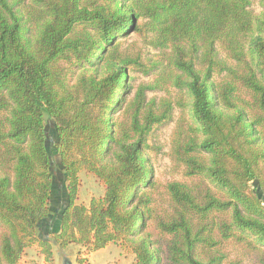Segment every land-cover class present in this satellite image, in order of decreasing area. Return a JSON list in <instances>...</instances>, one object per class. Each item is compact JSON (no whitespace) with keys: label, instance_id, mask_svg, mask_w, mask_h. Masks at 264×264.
Listing matches in <instances>:
<instances>
[{"label":"trees","instance_id":"1","mask_svg":"<svg viewBox=\"0 0 264 264\" xmlns=\"http://www.w3.org/2000/svg\"><path fill=\"white\" fill-rule=\"evenodd\" d=\"M252 1L0 0V264L34 246L54 264L55 244L86 264L111 243L132 264H242L235 250L264 264V0L260 14ZM133 33L161 58L146 66ZM154 68L148 85L128 75ZM170 88L175 103L146 95ZM176 106L181 179L162 185L146 151ZM82 171L104 186L88 204Z\"/></svg>","mask_w":264,"mask_h":264},{"label":"rangeland","instance_id":"2","mask_svg":"<svg viewBox=\"0 0 264 264\" xmlns=\"http://www.w3.org/2000/svg\"><path fill=\"white\" fill-rule=\"evenodd\" d=\"M251 9L256 14H260L263 10L259 0H253ZM129 42H137V47L141 50V58L146 66L152 65L161 58V52L149 44L146 39L137 34L133 33L128 35ZM221 55L224 56L221 51ZM156 69L154 68L149 73H144L142 71L131 70L128 74L130 78H133L132 83L135 86L138 85H148L152 83L153 74H155ZM178 91L174 88L169 90H148L146 92L147 97L156 98L157 101H160L164 97H169L175 103V97L177 96ZM179 109L176 106L174 109L173 119L168 124H164L152 131V135L149 141L150 148L146 151V156L148 158V163L153 165L155 178L160 181L162 185H166L169 181H175L181 179V174L178 173L177 168L172 163L169 152L171 148V139L172 133L176 126V121L179 116ZM46 123V132L48 147L52 157V171L54 175V190L52 194L51 206L52 212L59 213L66 201L64 181H63V167L59 161L58 154L55 151V142L57 141V135L54 127V122L47 118ZM81 177V187L80 193L77 202L86 203L90 202V199L94 197H100L104 194L103 184L92 174L82 171L80 173ZM162 193L158 197V204L161 208H166V196L164 192V187L162 188ZM261 195V198L264 201V194L261 191H258ZM159 207V208H160ZM54 217V215H52ZM56 220H53L51 223V229L56 228ZM49 229V228H48ZM44 229L41 231H47ZM55 261L54 264H64L66 261H71L73 264H76L78 257L79 249L81 247L70 246L66 249H60L58 245L55 244ZM83 250V249H82ZM239 254V257L242 259V264H250L251 258L248 255L243 254L239 250H235L234 254ZM134 255L132 253L126 252L121 249V247L112 243L107 249L95 253L91 259V264H132ZM21 264H47L44 260V256L40 254L38 247H30L26 249V253L22 258Z\"/></svg>","mask_w":264,"mask_h":264},{"label":"crops","instance_id":"3","mask_svg":"<svg viewBox=\"0 0 264 264\" xmlns=\"http://www.w3.org/2000/svg\"><path fill=\"white\" fill-rule=\"evenodd\" d=\"M111 244H112V243H111ZM111 244H109V245L106 246L105 248H102V249H100V250H97V251H95V252H92V253L88 256V262H87L86 264H91V263H90V259H91V257H92L95 253L107 249Z\"/></svg>","mask_w":264,"mask_h":264},{"label":"water","instance_id":"4","mask_svg":"<svg viewBox=\"0 0 264 264\" xmlns=\"http://www.w3.org/2000/svg\"><path fill=\"white\" fill-rule=\"evenodd\" d=\"M64 264H73L71 261H66Z\"/></svg>","mask_w":264,"mask_h":264}]
</instances>
